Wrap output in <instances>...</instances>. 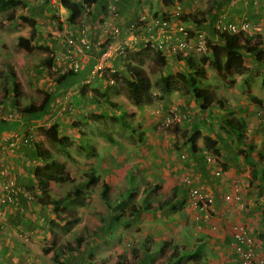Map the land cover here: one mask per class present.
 <instances>
[{
    "label": "crops",
    "instance_id": "0c3cea01",
    "mask_svg": "<svg viewBox=\"0 0 264 264\" xmlns=\"http://www.w3.org/2000/svg\"><path fill=\"white\" fill-rule=\"evenodd\" d=\"M96 1L88 7V11L82 10L79 20L83 18L88 24V40L100 39L103 42L106 38L103 21L107 20V25L116 23L122 27L127 26L130 21L125 9H128L130 3L128 2L127 7V0ZM194 1L198 2H196L198 10L203 12L198 14L201 24L191 33L193 38L187 37L190 44L189 50L195 44V33L201 32L209 36L210 29L214 28V25L217 26L220 20L233 22L247 19L253 27L249 33L259 41L258 50L264 52V0H188L189 4L186 3L190 5ZM57 2L59 3V0L54 2L55 5ZM156 2L162 10L161 2L159 0ZM109 3L117 10L116 17H111V14L106 12L105 7L110 5ZM150 4L152 0L142 1V5L147 7ZM187 4L181 6L188 7ZM61 8L58 5L59 19H64L61 24L63 32L66 33L71 29L72 34H76L79 20L68 23L67 11L62 6ZM208 9L211 15H216L214 23L204 17ZM36 11L40 14L39 9ZM61 12H65L63 19ZM40 15H42L41 18H46L50 13L42 9ZM32 16L36 18L35 13ZM24 28L27 33L28 28ZM50 28L48 25L47 29L51 30ZM37 31L38 29L35 37H40ZM51 32L55 36L56 45L59 40L61 41L63 34L60 37L56 31L51 30ZM16 35L24 36L17 33L14 37ZM34 44L42 43L35 41ZM45 44L48 43L45 42ZM193 51L196 50L193 48ZM90 53L93 54L94 50L92 49ZM207 55L209 54L205 50L204 56ZM55 57H58V54L53 57L52 67ZM113 64L117 65L116 60ZM18 65L19 72L14 67L12 69L20 82V63ZM243 65L245 70L231 74L230 79L233 80L231 86L220 80L214 71H211V74L207 73L208 71L205 72V79L217 78L207 84L214 89L215 98L221 99L222 106L211 107L209 114L202 112L207 124L204 125L197 119L198 125L202 124V127H198L201 135H208L214 144L207 146L203 143L202 136H199L195 141L197 149L194 153L189 150L188 143L175 149L172 145L178 140L175 134L171 135L172 143L169 142V146H166L165 137L167 136L153 133L149 130L150 128L147 129L154 121L150 114V104L135 105L132 102H129V108L134 117L133 121L135 124L137 121L140 130H143L137 132L136 137L132 139L135 141L134 157L132 153L126 155V148L118 150L119 146L115 145L116 139L112 133L114 142L107 140L110 147L104 151V143L101 139L104 137L98 133L97 128L90 127L92 122L103 129L101 125H104L102 124L104 113L101 112L104 106L93 103L90 100V94L94 86L101 91L107 84L103 82V78H96L89 83L82 96L80 90L84 86L83 78L87 69L65 78L61 84L54 83L49 89L42 90L50 95V103L46 106L45 112L36 115L22 114L20 117L18 113L15 114L18 111L17 106L5 104L4 108L14 113V116L6 119L4 123L0 122V144L6 145V139L12 141L14 138L17 142L0 152V176L3 180H12L25 189L27 187L33 198L21 192L16 195L14 203L0 204V264H116V259L119 262L117 264H169L170 262L173 264H240L232 251L231 226L236 222L246 224L255 256L264 257V55L263 62H256L252 59V55L243 54ZM204 66L205 69L208 67V60ZM52 67L51 70H53ZM176 94L178 92L174 90L163 101L172 102L171 104L175 106L178 104L179 108L185 107V103H188L192 110L201 114L197 102L188 95L180 98ZM41 114L43 117L36 119ZM229 117L243 120L242 141L238 142L221 128L220 121ZM44 118L47 120L43 121ZM51 123H57L60 129L59 134L69 137L72 144L62 150L64 157H58L56 151L52 152L43 144L49 151L50 159L65 163V169L59 173L65 174L67 181L70 182V186L61 193L58 188L64 182L50 181L47 185V193L50 197H62L74 185L82 182L84 174L88 173L89 169H93L91 171L99 179L100 173L107 172L105 176H101L104 177L103 182L108 185L109 201L111 195L112 199L117 200L127 192L126 189L130 186L124 185L127 178L135 189H139L136 192L140 194L132 201L117 203L130 205L132 202H137L135 199H139L147 191L150 206H154L170 196L171 190H174L169 204L159 209L132 211L129 214L125 210V214L112 219L114 233L111 231L105 238L93 241L91 237L98 232L103 233L102 221L106 217V213L102 214L103 204L106 205L100 195L101 188L94 198L91 195L92 187L99 184L100 181H98L90 187H82L80 191L81 197L83 196L82 205L63 206L62 212L65 215L70 212L77 218L72 225L65 226L64 221L55 219L56 213L51 203H40L35 199V195L40 190L32 170L42 162L34 151L32 143L42 142L43 135L39 128H47ZM26 138L28 141L23 142ZM214 150L222 168L218 178L211 176L215 167L206 165L203 161V154L213 153ZM168 151H171L172 155L168 154ZM182 153L187 160L180 159ZM165 156H170V160L176 159V165L179 166H173L174 162L168 168L170 163L163 161L165 166L158 169L160 175L157 178L155 169L159 162L161 163L159 158ZM20 160H26L30 166L22 165ZM185 160L188 171L194 175L195 183L213 198V209L204 220L195 217L200 212L188 203L186 188L182 190L176 188L181 184V175L187 172L183 165ZM80 172L82 173L79 174ZM75 173L79 174L77 180H73ZM236 182L241 186L237 204L223 198V193L229 191L230 186ZM110 189L119 190L117 194H111ZM3 194L4 192L0 190V195L3 196ZM99 207H101L100 210ZM100 212L102 215L99 214ZM111 215L112 213L108 214L107 218L109 219ZM122 233L124 234L122 237L126 236L125 238L131 240H121Z\"/></svg>",
    "mask_w": 264,
    "mask_h": 264
},
{
    "label": "trees",
    "instance_id": "16d2710c",
    "mask_svg": "<svg viewBox=\"0 0 264 264\" xmlns=\"http://www.w3.org/2000/svg\"><path fill=\"white\" fill-rule=\"evenodd\" d=\"M163 6H172L174 3H179L180 5L187 4L188 0H159ZM190 1V0H189ZM97 2L96 0H60L61 6L67 11L66 15V21L68 23H75L79 20L80 15L82 14L83 6L91 5L93 3ZM118 2V0H117ZM187 2V3H186ZM18 4L17 0H0V11L7 9L8 7H12L13 5ZM189 4V3H188ZM188 4L186 6H188ZM205 19H208L211 21V23H214L216 21V15H211L209 9L205 12ZM13 19V14L9 13L6 17V20L8 22H11ZM182 20L186 23L193 24L191 27L193 29H196L197 26L201 24L200 18H198V12L195 11L191 14L184 16ZM23 24L28 26L27 34L25 36L22 35H16L14 38V45L16 48H19L21 50H24L26 52L32 51L34 49L47 51V47H43L41 45H33L32 41L35 38V28H36V20L25 15H20L18 17L17 24ZM129 24V23H128ZM138 24V23H137ZM210 26V25H209ZM210 35L204 36L205 38V50L209 54L207 56H204L208 60V67L214 71V73L219 77L220 80L225 82L228 86H231L233 84V80L230 79V76L232 73H240L243 70H245L243 65V54L252 55V59H254L256 62H263V55L264 52L261 50H258L259 47V41L256 40L255 36L253 34H250L248 32L239 31L238 33H234L228 30H220L216 29V26L214 25V28L210 29ZM214 38V39H213ZM109 41L108 37L105 38V40L102 42L101 47L105 45ZM140 47V48H139ZM136 50L133 52H127L125 56L122 58H118L116 60V64H113L116 68L113 73H111L113 82L112 83H105V87L99 91L96 89H91L90 94V100L101 106H109L110 108H113L115 111L113 112V115H110L109 117L115 121L120 122L124 126H129V128L132 132L136 131L137 124L132 123L128 119L124 117L123 111L125 110L124 104L121 102H114L111 100L109 95V90L112 88V86L115 87L116 82H120L121 85L124 88V92L127 96V98L135 105L141 104V103H149L151 104V101L154 99L153 95L150 92V88L153 85V83L156 85V88L159 90L158 98L161 100L162 105L160 108L166 109L168 101L165 103L163 101L166 96H168L171 92L174 90H177L176 88L181 85L183 88V92L187 94L190 98H192L195 102L198 103V108L201 111V114H199L198 111L192 110V108L188 105V103H185V107L182 106L179 108V105H177L178 110L182 111L180 114L181 116V122H186L189 124V128L184 131L183 133V140L177 136L178 140L181 141L180 143L178 140L174 141L172 143L173 147L175 149H178L181 145L188 143L189 150L194 153L196 151V145L195 141L199 136H202L200 131L198 130V127L202 124L198 125V122L200 119H202V123L207 124L208 122L203 118L202 112H208L211 107H221V99H216L214 95V89L209 86V84L204 85L202 81L204 78V68L205 66L201 65V62L195 61L194 57L190 54H187L185 56H182L180 53H176L175 55H168L166 52H163L161 50L154 49L149 44L139 46ZM147 50H151V54L147 52ZM91 51V50H90ZM129 56L130 59L134 60L132 62H127L124 64V69H122L118 62L119 60H124ZM144 56H149L152 63L154 65L159 63L165 64L167 61L172 60L173 57H176L175 60L182 61L184 63V68H182L179 71H176L175 73H162L160 74L153 82L150 80L147 72L142 67ZM129 58V57H128ZM115 61V60H114ZM113 61V62H114ZM92 62V60L90 61ZM197 62V63H196ZM44 63L47 66L48 69H51L53 65V56L46 55L44 58ZM55 64V63H54ZM5 69L3 70L4 75V86L2 87V95L0 96V105L3 107L5 106V103L2 102V98L6 97L7 95H11L12 98V105L16 106V99L21 94L23 88L21 82H19L18 77L16 73L13 71L10 64L5 63ZM49 71V70H48ZM47 71V72H48ZM53 78L52 80L54 83L61 84V82L68 77H71L73 75H76L70 71H65L64 73L57 74V71H52ZM49 75V72H48ZM109 86V87H108ZM86 87L88 85H84L82 89L80 90L82 96H84L83 92L86 91ZM49 93L46 91H42V97L38 103H27L22 105L19 109L17 108V113L21 117L22 114L25 115H36L41 112H45V108L47 105H49ZM116 103V104H115ZM176 108V106H175ZM186 108H189L191 111V114L188 113L185 114ZM5 108H1V112L4 113ZM121 111L122 113L116 114V112ZM207 114V113H206ZM209 114V112H208ZM187 116L189 117L187 120ZM197 118H199L197 121ZM0 122L4 123L5 120L0 118ZM179 122V121H178ZM221 128L225 129L227 134L231 135L235 140L238 142L243 137V126L244 122L242 119L229 117L226 119H222L220 121ZM81 127V126H79ZM78 127V128H79ZM91 128H97L99 134H101L106 140L110 142H114L112 140V135L110 132L104 131L103 129L99 128L98 126H95L90 123ZM40 131L42 132V135L44 139L51 145H55L59 147L61 150H65L68 146L72 144L69 137L60 135V129L57 125V123H51L47 128L40 127ZM137 134V133H136ZM29 138V137H28ZM26 138V140L28 139ZM202 141L204 144L213 145V141H211L210 137L208 135L202 136ZM32 146L34 148V151L36 152L37 156L40 158L42 164L35 166V168L32 170L33 177L37 181L38 188L40 192L35 195V199L39 201L40 203L49 204L51 203L53 206V210L56 213L55 219L64 221V225H72L76 220V216L73 215L70 212H67L65 215L64 212H62L63 206H66V204H83V196L81 197L80 191L82 190V187H90L91 185H94L98 182L99 178L98 176L94 175V173L91 171L93 169H89L90 171L88 173L84 174V179L81 183L74 185L69 191H67L62 197L58 198H52L47 193V185L50 181H56V182H65L67 181V177L65 174H60L59 172H62L65 169V163L60 160H54L50 159L49 151L47 148L44 147V145L40 143H32ZM216 150L211 153L215 159L216 163L220 168V174L222 173L221 164L218 162ZM182 155V154H180ZM129 173V172H128ZM133 186V188H131ZM147 188V187H146ZM129 189V190H128ZM135 187L134 185L128 186L126 189V193H133ZM187 190V188H186ZM174 194V190H171L170 196L166 197L164 200H161L154 206H150V201L148 200V196H146V201H143L142 203L139 202H132L130 203L128 207V214L132 213V211H140L141 209H159L164 206H167ZM100 195L105 201L106 207L109 206V194H108V185L105 183L101 186ZM33 197V196H32ZM144 197V196H143ZM85 203V202H84ZM122 211L116 210L112 211V215L109 217V221H111L113 218H118L120 215L125 214V209L121 207ZM123 217V216H122ZM114 220V219H113ZM55 257V256H54ZM119 263L116 259V264ZM33 264V263H30ZM173 264V263H169Z\"/></svg>",
    "mask_w": 264,
    "mask_h": 264
},
{
    "label": "rangeland",
    "instance_id": "374dc122",
    "mask_svg": "<svg viewBox=\"0 0 264 264\" xmlns=\"http://www.w3.org/2000/svg\"><path fill=\"white\" fill-rule=\"evenodd\" d=\"M19 1L18 4L13 5L12 7H8L5 10L0 11V96L2 95V87L4 86V75L3 70L5 69V63L9 62L10 60L12 62H9L8 64L11 65V67H14L16 69L17 72H19L18 69V64L20 63V82L22 84V92L21 94H19V97H17L16 99V106L18 108H20L22 105L27 104V103H38L42 97V90L44 89H49V87L53 86L54 81L51 80V77L53 76V73L51 69H48L47 66L44 63V58L45 56L48 54H52V55H56L59 52V42L60 40L57 42L58 44L55 45L56 39L55 36H53V33L51 32V30L56 31L57 35L61 37L62 34H64L63 32V27H62V22H63V17L65 15V12H61V17L63 20L59 19V16L57 14H55V10L56 9H52L50 6L47 7H41L39 6L40 3L38 2V0H28L27 2H24V0H17ZM143 0H127V7H128V2L130 3L128 9H125V13L128 14V18L130 21L129 24L131 22H137L139 23V26H143L144 23L148 22V20H146L145 18L141 19V12H142V7L143 5L140 4ZM197 1L192 2L190 5H188V9H191V11L194 13L195 11L199 13L203 12V10L199 11L198 10V6H197ZM140 4V5H139ZM57 6V5H56ZM159 5H157L156 0H152V4H150V9H148L147 12L151 13V14H158L161 11V8L158 7ZM48 7H50V9L52 10L51 15L52 16H47L46 18H41L42 15H40L42 13V9L51 12L50 9H48ZM40 10V14L37 13L36 10ZM131 9V10H130ZM193 9V10H192ZM191 12V13H192ZM12 13L14 15V17L18 16V15H22L24 14L25 16H31L33 13L36 14V30L38 29V33L40 37H35V39L32 41L33 45L35 41H39L40 43L44 44H39L43 47H47V51H43V50H38V49H34L32 51L26 52L24 50H21L19 48H16L14 45V35L19 33V34H23L26 35V31L23 24H16L17 23V18H14L13 20H11V22H8L6 20V16ZM189 15V14H188ZM187 16V15H186ZM41 18V19H40ZM48 20V22H47ZM219 22V21H218ZM222 24L226 23L223 21H220ZM50 25V29H47V26ZM193 25V24H192ZM193 29V28H191ZM194 30V29H193ZM139 31H144L143 29L140 28ZM41 33V34H40ZM201 33V32H200ZM201 36H204V34L202 33ZM188 37L193 38L192 34L190 33L188 35ZM45 42H47L48 44H45ZM139 46H143V44L139 43L138 46L136 48H131L129 49V54L130 52H133L134 50H136ZM140 48V47H139ZM58 51V52H57ZM147 52L149 54H151V50H147ZM188 53H190L195 61H199L201 62V65L204 66V64L206 63V58L204 57V52L201 51H193L192 49H188ZM124 60H119L117 61L119 66L124 69V64H126L127 62H132L134 60L130 59L131 57L129 56ZM176 57H173L172 60L167 61L165 64L159 63L154 65L151 61V59L149 58V56H144L143 59V63H142V67L145 69V71L147 72L150 80L153 82L160 74L162 73H175L176 71L181 70L182 68H184V63L182 61H178L175 60ZM123 59V58H122ZM117 60V59H116ZM17 62V63H16ZM208 68V69H207ZM206 69L204 68V74L206 71H208L207 73H210L211 70L209 67H207ZM49 70V71H48ZM49 75H48V72ZM57 74L59 75L60 73L57 72ZM211 74V73H210ZM217 78L213 77L208 78V79H204L202 81V83L204 85H206L208 82H212L215 81ZM98 80V79H97ZM105 82V81H103ZM58 85V84H56ZM89 85V84H88ZM116 87L112 86V89L114 91H112V89L109 90V95L112 101L114 102H121L122 104H124L125 106V110L123 111L124 117L126 119H128L129 121H131L132 123H134V117L132 115L131 112V108H129V102L130 100L127 98L125 92H124V88L121 85L120 82H116L114 84ZM93 86V85H92ZM109 87V86H108ZM96 90H99L97 88H95V86L93 87ZM183 87L181 85H179L178 88H176V92H178L180 98L182 97H186L187 94H185L183 92ZM91 89V87L89 88ZM150 92L153 95L154 99L151 101L150 104V114L151 117L154 119L153 122H151L150 127H148L147 129L151 130L153 133H160L163 136H167V138L165 137V145L169 146V142L172 143V137L171 135L175 134L178 135L180 138H183V133L186 130L187 132V127H190L188 123L186 122H181V116L180 114H182L180 110H178V108H174L175 104H171L172 102H168L166 109H164L163 107L160 108V106L162 105L161 100H159L158 98V93L159 90L156 88V85L153 83V85L150 88ZM2 102H4L7 105H12V98L11 95H7L6 97L1 99ZM178 104H176L177 106ZM101 108V106H100ZM102 109V108H101ZM115 110L113 108H110L109 106H104L103 110L101 113H104V117L102 118V124L101 127L105 130H107L108 132L114 134L115 136V142H116V146L118 147V150H123V149H127V154L129 155V153L133 154L134 157V143L135 141H132V139L134 137H136V133L143 131L142 129L140 130V126L137 123V127H136V131L132 132L129 128V126H124L123 124H121L118 121H115L113 119H111L109 116L113 115V112ZM122 113L121 111L116 112V114ZM185 114H191V111L189 108H186V111L184 112ZM175 115V116H174ZM43 117V114H41V116H37L36 119H40ZM188 116H187V120H188ZM47 120V118H44V120ZM199 119V118H197ZM41 121V120H40ZM179 121V122H178ZM202 121V119L200 120V122ZM62 122V121H61ZM60 122V123H61ZM204 124V123H202ZM205 125V124H204ZM117 130H116V128ZM200 127H202V125H200ZM204 128H206V126H203ZM203 132V131H202ZM219 132V131H218ZM42 137V136H40ZM97 137V135L95 136ZM101 137V136H100ZM42 140V144H45L46 147H49L52 152L56 151L57 156L58 157H64L63 155V151L61 149H58L55 145H51L49 144L44 137L41 138ZM102 142L104 143L103 149L104 151L108 150L110 147V144L107 140H105L104 138H102ZM93 140H95V138L93 137ZM179 141V140H178ZM180 143H182L181 141H179ZM182 147V145H181ZM184 152V151H183ZM168 154L172 155L171 151L167 152ZM183 154V153H182ZM180 159H186L185 154H183V157L180 156ZM159 160L161 161V163L159 162L158 166L156 167L155 171H157V178L160 175L159 170L160 168H162V166H165V162L163 161H167L168 163H170L167 167L170 168V166L172 165V163H174L176 161V159H172L170 160V156H165L164 158H159ZM187 160V159H186ZM186 160L183 161V165L185 166V173H183L181 175V178L185 175V174H189L191 176V180H192V184L194 186H198V184L195 183V180L193 178V174L188 171L187 166H186ZM30 162V161H29ZM163 162V163H162ZM20 163L26 167L30 166V164L26 161V160H20ZM173 166H179L178 164L176 165V162ZM175 168V167H174ZM80 171V170H79ZM82 172H80L79 174H81ZM107 173L106 171H104L103 173H100V179L98 181H100L99 184H96L92 187V191H91V195L94 198L96 192H99L100 188L102 185L105 184L104 181V174ZM175 174H177L176 172H174ZM79 174H73V180H77V177ZM103 175V176H101ZM114 175V174H113ZM116 175V174H115ZM178 175V174H177ZM2 176H4V174H2ZM163 176V174H162ZM211 176L215 178V176L211 173ZM154 178V177H153ZM163 182H164V177H163ZM158 184V182H156ZM178 186H176V188L182 190L186 188V186L181 182ZM237 183V182H236ZM235 183V184H236ZM124 185H131V181L129 179L126 178V182L124 181ZM159 185V184H158ZM70 186V182L69 181H65L64 183H62L60 185V187L58 188V190H61V193H63L68 187ZM230 186V190H231ZM133 188V186L131 187ZM120 189V188H119ZM119 189H110L109 192H111V194H117V191ZM165 189V188H164ZM129 190V189H128ZM139 189H134L133 193L131 194L129 193H124L122 196H120V198H118L117 200L112 199V195L110 197V201L109 206L106 207L103 204V213L100 212L99 214H105L106 213V217L103 220V217L101 218V221L103 223V233L98 232L95 236L91 237L90 239L93 241H99L101 239H103V237L105 238L106 236H108L111 231H113V220L109 221L107 218L108 214H111L112 211L116 210H120L121 207L124 208L125 210H128L129 205L125 204H119L117 202H126V201H132L134 200V197H138L140 192H136ZM26 191H28V188L26 187ZM147 193V191H146ZM144 193V197H140L139 199H135V201L142 203L143 201H146V196L147 194ZM90 194V192H89ZM134 194V195H133ZM211 195V194H210ZM18 205V204H17ZM16 205V206H17ZM106 208V210H105ZM99 210L101 209V207L98 208ZM140 211H145V209H141ZM101 214V215H102ZM100 215V217H101ZM115 230V229H114ZM101 233V234H100ZM114 233V231H113ZM124 235L123 233L121 234ZM126 236H123L121 238V240H131L130 238H125ZM233 238V237H232ZM89 239V240H90ZM120 239V238H119ZM118 241V240H117ZM232 245H233V240H232Z\"/></svg>",
    "mask_w": 264,
    "mask_h": 264
},
{
    "label": "built area",
    "instance_id": "2783aa9c",
    "mask_svg": "<svg viewBox=\"0 0 264 264\" xmlns=\"http://www.w3.org/2000/svg\"><path fill=\"white\" fill-rule=\"evenodd\" d=\"M43 1V0H40ZM56 0H49L51 6L55 5ZM81 1V0H77ZM140 1V0H139ZM110 4V3H109ZM142 4V2L140 3ZM139 4V5H140ZM106 12L111 14V17H116V10L112 4L106 5ZM89 5L83 6V11H88ZM162 10L154 15L148 11L150 6L143 5L141 19L145 18L148 22L143 26H139L137 22H131L127 26H120L116 23H110L107 25V20L103 21L106 37L109 41L101 47L102 41L97 39L96 41L88 40V24L85 19L79 20V27L77 26L76 34H72V30L69 29L61 37L59 43L60 51L57 53L58 57H55V64L52 67L53 70H59L60 73L70 71L74 74H78L85 70L84 84L90 83L96 78H103V81L112 83L113 78L111 73L115 71L113 61L118 58H123L125 54L131 48H136L139 43L146 45L149 44L154 49L166 52L168 55H175L181 53L185 55L187 49L190 48L188 43V35L193 33L192 27L187 25L182 18L185 15L191 14V9L181 6L179 3H174L172 6H162ZM193 10V9H192ZM221 30H228L234 33L239 31H247L250 29V25L246 21L238 23H228L226 25H218ZM143 29L144 31H139ZM255 30H257L255 28ZM196 41L193 48L196 51L203 52L205 50V42L201 34L195 33ZM94 50V53H90V50ZM92 60V62H90ZM90 65L88 66V63ZM3 105V104H2ZM0 105V118L3 120L11 119L14 116L10 110H4L1 112ZM17 114V112H15ZM175 116V115H174ZM27 142L28 139H24L23 142ZM7 144H0V152L5 151L6 147L13 146L17 139L12 141L6 139ZM19 142V141H18ZM181 157H183L181 155ZM203 161L206 165H213L215 169L212 170V174L215 177H220V168L216 163L215 157L211 153L203 154ZM181 182L187 188L188 203L199 211L196 214V218L204 220L208 216V213L213 209V198L206 192L201 186H194L192 184L191 176L185 174L181 178ZM231 190L223 193L225 200H232L234 203H239L241 186L239 183L231 185ZM0 190L4 192L3 196L0 195V204H11L16 201V195L18 193H24L29 198L31 194L26 191L20 185H16L12 180H3L0 176ZM201 214V216H200ZM233 245L232 251L240 264H264V257H256L251 239L248 234L247 226L243 222L233 223L231 226Z\"/></svg>",
    "mask_w": 264,
    "mask_h": 264
},
{
    "label": "clouds",
    "instance_id": "9594fccd",
    "mask_svg": "<svg viewBox=\"0 0 264 264\" xmlns=\"http://www.w3.org/2000/svg\"><path fill=\"white\" fill-rule=\"evenodd\" d=\"M28 1V0H27ZM26 1V2H27ZM19 2V1H18ZM25 2V1H24ZM38 2L40 3V5L39 6H41V7H47V6H50L52 9H56L55 10V14H57L58 16H59V13H58V5H59V8L60 9H62L61 8V5H60V0H59V3L57 2V6L56 5H54V6H51L50 5V3H49V0H43V1H40V0H38ZM79 2V1H78ZM48 4V5H47ZM47 5V6H46ZM50 7H48V9H50ZM168 7V6H167ZM106 8V7H105ZM50 11L51 12H49L50 13V15H51V13H52V10L50 9ZM116 12H117V10H116ZM22 15H24V14H22ZM33 15V14H32ZM29 16V17H31V18H33V16ZM20 15H18V16H16V17H14V15H13V19L14 18H17V22H18V17H19ZM52 16V15H51ZM117 16V15H116ZM186 16V15H185ZM7 17V16H6ZM60 17V16H59ZM12 19V20H13ZM33 19H35V18H33ZM221 21V20H220ZM219 21V23H218V25H226V24H228V23H238V22H241V21H246V22H248L249 23V25H250V29L249 30H247V31H245V32H248V31H250V30H253V27L251 26V23H250V21L249 20H247V19H240V20H238V21H233V22H226V23H224V24H222L221 22ZM186 23V22H185ZM17 24V23H16ZM187 25H189L190 27L192 26V24H189V23H186ZM217 25V26H218ZM24 26H26V25H24ZM216 26V29H220L221 30V28H218ZM28 27V26H27ZM37 28V27H36ZM36 28H35V30H36ZM254 32V31H253ZM199 34H201L200 32H198ZM27 34V33H26ZM25 36V35H24ZM205 36V35H204ZM204 36H202L203 37V39H204V42H205V38H204ZM15 38V37H14ZM34 40V39H33ZM60 50V49H59ZM205 51V50H204ZM58 52V51H57ZM188 53V52H187ZM59 54V53H58ZM181 54V53H180ZM52 54H50V56H51ZM182 55V54H181ZM185 55H187V54H185ZM185 55H182V56H185ZM53 57L55 56V55H52ZM52 71H56V70H52ZM57 72H59V70H57ZM60 73V72H59ZM61 74V73H60ZM84 79V78H83ZM87 85L89 84V83H86ZM86 84H83V85H86ZM28 192L30 193V191L28 190ZM31 194V193H30ZM31 197H32V194H31ZM33 198V197H32Z\"/></svg>",
    "mask_w": 264,
    "mask_h": 264
}]
</instances>
